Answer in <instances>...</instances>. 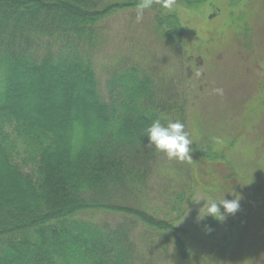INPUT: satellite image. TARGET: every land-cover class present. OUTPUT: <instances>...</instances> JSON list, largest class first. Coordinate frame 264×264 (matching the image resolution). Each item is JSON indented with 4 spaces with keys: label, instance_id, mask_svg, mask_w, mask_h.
I'll list each match as a JSON object with an SVG mask.
<instances>
[{
    "label": "trees",
    "instance_id": "trees-1",
    "mask_svg": "<svg viewBox=\"0 0 264 264\" xmlns=\"http://www.w3.org/2000/svg\"><path fill=\"white\" fill-rule=\"evenodd\" d=\"M140 4L0 0V264H142L140 224L173 234L189 259L180 228L134 204L160 156L146 134L165 109L155 77L120 69L106 93L96 71L100 23ZM159 8L162 0L149 7ZM161 18L164 35L182 48L179 17ZM90 210L123 219L80 216Z\"/></svg>",
    "mask_w": 264,
    "mask_h": 264
},
{
    "label": "rangeland",
    "instance_id": "rangeland-1",
    "mask_svg": "<svg viewBox=\"0 0 264 264\" xmlns=\"http://www.w3.org/2000/svg\"><path fill=\"white\" fill-rule=\"evenodd\" d=\"M137 9H120L98 27L95 60L103 90L112 73L138 67L159 86L161 123L183 122L194 140L191 162L160 152L148 186L134 199L180 228L189 259L179 255L173 234L140 224L134 234L141 262L264 264V0H201L193 7L174 1L171 9H145L139 21ZM168 14L184 27L182 48L159 23ZM28 93L23 99L35 101ZM221 152L225 161L215 158ZM235 193L241 195L235 215L198 221L201 198L233 199ZM80 216L99 224L123 219L105 210Z\"/></svg>",
    "mask_w": 264,
    "mask_h": 264
},
{
    "label": "clouds",
    "instance_id": "clouds-1",
    "mask_svg": "<svg viewBox=\"0 0 264 264\" xmlns=\"http://www.w3.org/2000/svg\"><path fill=\"white\" fill-rule=\"evenodd\" d=\"M162 2L163 7L166 9H171L174 4V0H162ZM152 3L153 0H141V4L137 9L138 21L143 18L144 10L151 7ZM214 91L223 94L222 89H215ZM146 134L148 136V146H154L157 151L165 153L169 159H177L179 161L187 160L189 162L193 159L190 155V146L194 140L191 139L189 133L185 130V124L183 122L169 120L164 124L157 119L146 129ZM201 199H206V202L200 209L197 218L198 221L211 215L214 219L223 222L229 214L235 215L241 207V195L238 193L234 194L233 199L224 197L223 199L212 200L211 202L206 197ZM201 199L193 200L199 203ZM202 209H206L203 215H201ZM205 230L207 232L212 231L208 225H205Z\"/></svg>",
    "mask_w": 264,
    "mask_h": 264
},
{
    "label": "flooded vegetation",
    "instance_id": "flooded-vegetation-1",
    "mask_svg": "<svg viewBox=\"0 0 264 264\" xmlns=\"http://www.w3.org/2000/svg\"><path fill=\"white\" fill-rule=\"evenodd\" d=\"M215 7V6H214Z\"/></svg>",
    "mask_w": 264,
    "mask_h": 264
}]
</instances>
